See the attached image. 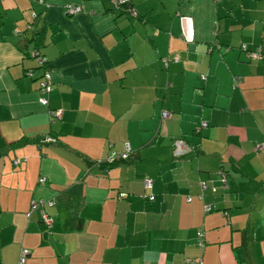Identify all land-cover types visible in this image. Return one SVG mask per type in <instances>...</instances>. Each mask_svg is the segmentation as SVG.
Here are the masks:
<instances>
[{"label":"crops","instance_id":"crops-1","mask_svg":"<svg viewBox=\"0 0 264 264\" xmlns=\"http://www.w3.org/2000/svg\"><path fill=\"white\" fill-rule=\"evenodd\" d=\"M127 143L132 158L102 163ZM24 250L23 264H264V0H0V264Z\"/></svg>","mask_w":264,"mask_h":264},{"label":"built area","instance_id":"built-area-1","mask_svg":"<svg viewBox=\"0 0 264 264\" xmlns=\"http://www.w3.org/2000/svg\"><path fill=\"white\" fill-rule=\"evenodd\" d=\"M118 2V5L119 6H122V5H126L128 3V0H117ZM65 9H66V12L68 14H77V13H80L83 11V8L82 6L80 5H75V4H71V3H68L66 6H65ZM129 11L132 13V14H135V11L134 9L132 8H129ZM37 54V53H35ZM251 57L253 58H261L263 57V54H261L260 52H252L250 54ZM203 79L206 78L205 75L202 76ZM52 89V81H51V74L47 71L44 75V78L41 80V83H40V90L42 93H47L49 92L50 90ZM41 103L44 104V105H47L48 104V99L45 97V96H42L41 97ZM49 114H50V117L51 119L54 121L56 120L57 118H61L62 117V110L61 109H54V110H50L49 111ZM162 116L163 118H168L171 116V112L170 111H164L162 113ZM208 124L205 120H203L201 122V127H206ZM45 141L46 142H56V138L53 137V136H47L45 138ZM174 148H175V152L177 155H181V154H184L186 153L187 151H190L191 150V147H189L185 141L183 139H177L174 143ZM133 152V149H132V146L127 143L126 144V148L124 150H111L110 153H109V156L108 158L106 159L107 162L109 163H113L115 162L116 160L118 159H127L130 157V155L132 154ZM223 175V174H222ZM43 180V179H41ZM223 182L226 184L227 181H226V178L224 177V180ZM144 185H145V188L147 190H151L152 187H153V180L152 178H147L144 182ZM202 186L203 188L205 189L206 188V183H202ZM123 196L126 195V193L122 194ZM149 199L150 200H153L155 198V195L153 193H150L148 195ZM53 202H50V204H52ZM45 204V200L44 199H41L39 201H34V204H33V207H37L39 205H44ZM207 210H210V206H207L206 207ZM44 219L46 220V222L48 224L51 223V219L48 218V215L45 214L44 215ZM201 236L203 235L202 233L200 234ZM201 242H203V240H201ZM26 250H24L22 252V257L20 259V262L21 264H23L25 262V259H26Z\"/></svg>","mask_w":264,"mask_h":264},{"label":"trees","instance_id":"trees-1","mask_svg":"<svg viewBox=\"0 0 264 264\" xmlns=\"http://www.w3.org/2000/svg\"><path fill=\"white\" fill-rule=\"evenodd\" d=\"M32 53H33L34 56H36V57L38 58L39 64H40L42 67H45L46 64H47V62H48V60H47L46 57L41 53L40 48H36ZM35 53H37V54H35ZM45 73H46V72H45ZM45 73L43 74L42 79L44 78ZM171 115H172V114H171ZM162 117H163V116H162ZM207 124H208V123H207ZM53 137H54V136H53ZM55 138H56V137H55ZM178 139H180V138H178ZM40 140H41V138L39 139V141H40ZM56 140L58 141V138H56ZM176 140H177V139L174 140V143H175ZM28 141H29V139L24 138V139H22V140L16 142L15 144H16V145H21V144L27 143ZM45 143H48V142H45ZM15 144H14V145H15ZM193 149H194V148H191L190 151H187L186 153L181 154V155H178V156H185V155H187V154H189V153H192V152H194ZM132 153H133V152H132ZM131 156H132V154H131L130 157L127 158V159H118V160H116V161L113 162V163H109V162H107L106 160H104L102 163L105 164V165H107V166H114V165L120 164V163L125 162V161L127 162L130 158H132ZM47 215H48V214H47Z\"/></svg>","mask_w":264,"mask_h":264}]
</instances>
